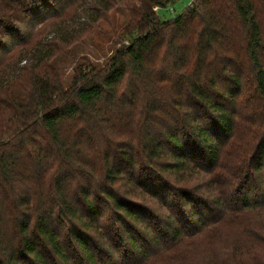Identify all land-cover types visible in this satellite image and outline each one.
I'll return each instance as SVG.
<instances>
[{
	"label": "trees",
	"instance_id": "obj_1",
	"mask_svg": "<svg viewBox=\"0 0 264 264\" xmlns=\"http://www.w3.org/2000/svg\"><path fill=\"white\" fill-rule=\"evenodd\" d=\"M176 1L0 0V264H191L264 211V0ZM116 6L126 41L65 88L52 57Z\"/></svg>",
	"mask_w": 264,
	"mask_h": 264
},
{
	"label": "rangeland",
	"instance_id": "obj_2",
	"mask_svg": "<svg viewBox=\"0 0 264 264\" xmlns=\"http://www.w3.org/2000/svg\"><path fill=\"white\" fill-rule=\"evenodd\" d=\"M187 5L188 1L177 0L173 4L155 9L161 20H169L181 13ZM126 21L125 9L116 6L108 12L107 20L98 22L95 28L97 31L93 29L78 40L60 47L50 63L58 72L65 88L70 84L74 68L80 62L89 61L97 67L105 65L120 43L126 41L120 37V31ZM218 194L219 191H215L212 197L216 198ZM228 195L232 197L233 193L230 192ZM172 211L175 215L174 208L170 213ZM247 225L245 231L238 230L233 225L224 229L221 225L219 231H214L211 235L197 236L183 245L181 251L176 252L177 258H186V261L192 257L191 264H232L229 253L233 251L239 258L264 260V211L248 215ZM213 239L214 243L210 246L211 243L208 242ZM174 253L175 251L172 254ZM163 260L164 263L161 264H180L178 261L167 262L168 259L161 256L153 259L156 261L153 264H160L159 262Z\"/></svg>",
	"mask_w": 264,
	"mask_h": 264
},
{
	"label": "built area",
	"instance_id": "obj_3",
	"mask_svg": "<svg viewBox=\"0 0 264 264\" xmlns=\"http://www.w3.org/2000/svg\"><path fill=\"white\" fill-rule=\"evenodd\" d=\"M186 1H188V5H191L193 0H186Z\"/></svg>",
	"mask_w": 264,
	"mask_h": 264
}]
</instances>
